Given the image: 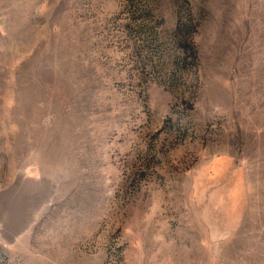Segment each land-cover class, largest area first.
<instances>
[{"label":"rangeland","instance_id":"374dc122","mask_svg":"<svg viewBox=\"0 0 264 264\" xmlns=\"http://www.w3.org/2000/svg\"><path fill=\"white\" fill-rule=\"evenodd\" d=\"M0 264H264V0H0Z\"/></svg>","mask_w":264,"mask_h":264}]
</instances>
